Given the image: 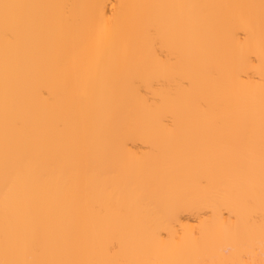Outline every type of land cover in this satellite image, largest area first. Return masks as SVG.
<instances>
[{
    "label": "bare ground",
    "instance_id": "1",
    "mask_svg": "<svg viewBox=\"0 0 264 264\" xmlns=\"http://www.w3.org/2000/svg\"><path fill=\"white\" fill-rule=\"evenodd\" d=\"M0 264H264V0H0Z\"/></svg>",
    "mask_w": 264,
    "mask_h": 264
}]
</instances>
